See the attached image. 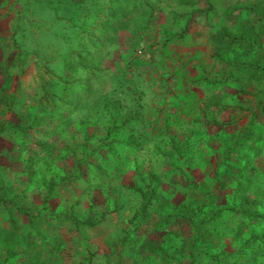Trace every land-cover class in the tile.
<instances>
[{
	"label": "rangeland",
	"instance_id": "374dc122",
	"mask_svg": "<svg viewBox=\"0 0 264 264\" xmlns=\"http://www.w3.org/2000/svg\"><path fill=\"white\" fill-rule=\"evenodd\" d=\"M0 198V264H264V0H0Z\"/></svg>",
	"mask_w": 264,
	"mask_h": 264
},
{
	"label": "trees",
	"instance_id": "16d2710c",
	"mask_svg": "<svg viewBox=\"0 0 264 264\" xmlns=\"http://www.w3.org/2000/svg\"><path fill=\"white\" fill-rule=\"evenodd\" d=\"M143 193V195H144V197H145V199H146V201H145V203L142 205V207H141V210H140V212H138V216L141 214L142 215V213H148V211H149V208H148V206L152 203L151 201L153 200V196H150V195H148V194H144V192H142ZM0 204H7V200L6 199H4V198H0ZM251 204H248V203H246V204H244L243 205V208L245 209V211H247V207H249ZM230 208L232 209V210H236V211H238L239 209H241V206L240 207H233V206H230ZM52 213H54V212H52ZM54 214H56L57 216H63V217H65L66 219H69V220H71V221H73L75 224H83V223H88V221H86V222H82L76 215H74V213L73 212H71V211H69V212H60V213H54ZM146 215H148V214H146ZM145 215V216H146ZM89 224H93L92 222H89Z\"/></svg>",
	"mask_w": 264,
	"mask_h": 264
}]
</instances>
